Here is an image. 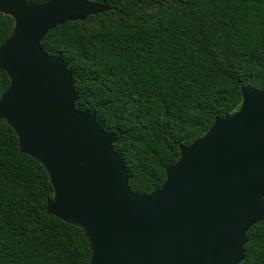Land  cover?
Here are the masks:
<instances>
[{
	"label": "trees",
	"instance_id": "trees-1",
	"mask_svg": "<svg viewBox=\"0 0 264 264\" xmlns=\"http://www.w3.org/2000/svg\"><path fill=\"white\" fill-rule=\"evenodd\" d=\"M47 1V0H30ZM113 8L50 30L43 49L74 75L76 107L117 134L131 189L162 186L183 145L264 88V0H94ZM14 19L0 12V45ZM10 85L0 68V97ZM54 188L0 119V264H91L84 231L48 211ZM239 264H264V220Z\"/></svg>",
	"mask_w": 264,
	"mask_h": 264
},
{
	"label": "water",
	"instance_id": "water-1",
	"mask_svg": "<svg viewBox=\"0 0 264 264\" xmlns=\"http://www.w3.org/2000/svg\"><path fill=\"white\" fill-rule=\"evenodd\" d=\"M112 8L94 0H0V12L14 19L0 45V68L10 78L0 119L48 171V211L84 231L91 264H239L248 230L264 220V88L243 86L239 108L181 147L161 187L134 192L114 148L117 134L76 107L69 63L41 44L56 26Z\"/></svg>",
	"mask_w": 264,
	"mask_h": 264
}]
</instances>
